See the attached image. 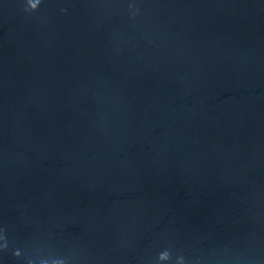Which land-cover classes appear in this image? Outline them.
I'll return each mask as SVG.
<instances>
[{
  "label": "water",
  "instance_id": "95a60500",
  "mask_svg": "<svg viewBox=\"0 0 264 264\" xmlns=\"http://www.w3.org/2000/svg\"><path fill=\"white\" fill-rule=\"evenodd\" d=\"M0 264H264V0H0Z\"/></svg>",
  "mask_w": 264,
  "mask_h": 264
}]
</instances>
